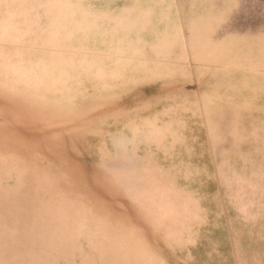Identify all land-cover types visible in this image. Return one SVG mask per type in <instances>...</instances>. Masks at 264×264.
<instances>
[{
    "label": "rangeland",
    "instance_id": "rangeland-1",
    "mask_svg": "<svg viewBox=\"0 0 264 264\" xmlns=\"http://www.w3.org/2000/svg\"><path fill=\"white\" fill-rule=\"evenodd\" d=\"M0 264H264V0H0Z\"/></svg>",
    "mask_w": 264,
    "mask_h": 264
}]
</instances>
